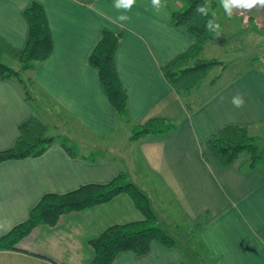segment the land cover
<instances>
[{
    "label": "crops",
    "instance_id": "0c3cea01",
    "mask_svg": "<svg viewBox=\"0 0 264 264\" xmlns=\"http://www.w3.org/2000/svg\"><path fill=\"white\" fill-rule=\"evenodd\" d=\"M31 1L0 0V36L15 47L26 44L29 25L23 10ZM39 1L53 49L29 73L35 103L24 98L15 81L0 78V149L14 143L19 123L30 116L47 123L49 133L53 126L62 132H55V141L39 155L0 162V235L27 218L44 193L106 182L124 171L147 194L157 223L175 244L151 239L146 252L121 250L110 264H195L193 255L199 264H264V165L242 170L241 153L221 168L206 148L209 135L228 124L249 125L262 139L264 52L226 80L203 79L192 91L177 93L161 66L186 49L193 36L182 24L170 22L166 2L157 12L152 0H135L130 10L120 0ZM121 15L129 19L121 21ZM104 27L122 32L115 65L131 118L161 116L176 122L167 134L134 140L130 123L118 120L88 60ZM236 95L243 97L242 107L232 104ZM65 116L83 136L63 132ZM62 141L72 145L74 154ZM119 141L121 149L115 145ZM140 217L129 195L119 193L65 213L55 225L33 227L18 243L23 250L0 249V264H55L29 251L60 264H86L93 255L90 237L111 223Z\"/></svg>",
    "mask_w": 264,
    "mask_h": 264
},
{
    "label": "trees",
    "instance_id": "16d2710c",
    "mask_svg": "<svg viewBox=\"0 0 264 264\" xmlns=\"http://www.w3.org/2000/svg\"><path fill=\"white\" fill-rule=\"evenodd\" d=\"M176 1L180 4L174 5ZM167 5L170 7V22L182 24L193 36V41L186 49L166 61L161 70L177 93H187L200 85L212 65L222 62L216 58L197 60L210 38L207 23L213 20V11L208 0H172V3L168 2ZM201 5H207V16L197 12V7ZM23 13L29 25L25 46L15 47L0 36V78L15 81L24 98L35 103V80L29 73L49 57L53 40L44 6L39 0H32ZM121 35V31L104 27L89 53V63L97 68L100 85L118 120L130 123L131 139L165 135L177 126L176 122L161 116H150L139 121L132 119L129 114L127 92L119 80L115 65V54ZM4 55L18 61L19 66L15 67L4 61ZM23 72L28 74L24 75ZM56 137L49 133L47 123L30 116L19 123V133L14 143L10 147L0 149V162L10 158L39 155ZM62 143L70 154H74L72 145L64 141ZM206 148L215 164L221 168L228 166L241 153L245 154L241 164L242 170L247 171L264 165V143H261V137L251 133L249 125L228 124L220 127L209 135ZM119 193L129 195L141 217L111 223L90 237L88 243L93 255L86 264H110L115 255L125 249L142 254L149 249L151 239H157L165 245L175 244V238L157 223V215L147 194L129 179L127 173L119 171L106 182H87L65 192L44 193L30 209L27 218L0 235V249L23 250L18 243L33 227L55 225L63 214L106 202ZM201 222L202 220L195 225ZM261 235L264 238V231ZM29 252L60 264L49 255Z\"/></svg>",
    "mask_w": 264,
    "mask_h": 264
},
{
    "label": "rangeland",
    "instance_id": "374dc122",
    "mask_svg": "<svg viewBox=\"0 0 264 264\" xmlns=\"http://www.w3.org/2000/svg\"><path fill=\"white\" fill-rule=\"evenodd\" d=\"M163 1L168 4L167 0ZM169 1L172 3V0ZM208 1L211 3L213 11L212 21L214 22V25H219V27L215 30H210V38L206 41L205 45L206 49L204 48L197 60H202V58H221L223 60L221 65H212L206 76L203 78L204 80L208 78L216 79V84L239 73L253 58L257 56L259 57V55L264 52V8H261L260 6H256L251 10L234 8L232 15L229 17L221 6L220 0ZM179 4L180 2L177 1L174 3V5ZM3 60L15 67L19 66L18 61L13 60L6 55L3 56ZM218 70L223 71L220 78H216L214 75ZM23 74L27 75V72H23ZM51 117L53 120L56 119L54 115ZM63 119L64 120L60 122L62 124L64 123L66 126V130L64 129L63 132L70 131L76 135L83 136L82 133L84 132L76 127V125L72 124L71 119L67 116L63 117ZM61 130L62 129L57 126L52 127L53 134H57L55 132H62ZM261 143H264V135L261 139ZM120 144V141L115 143L116 146H119ZM121 147L122 146L120 145L119 148L121 149ZM85 149L86 148L84 147V150ZM96 154L98 155V153ZM141 177L143 176L141 175ZM193 257L195 258V264H199L196 256L193 255Z\"/></svg>",
    "mask_w": 264,
    "mask_h": 264
},
{
    "label": "clouds",
    "instance_id": "9594fccd",
    "mask_svg": "<svg viewBox=\"0 0 264 264\" xmlns=\"http://www.w3.org/2000/svg\"><path fill=\"white\" fill-rule=\"evenodd\" d=\"M134 3L135 0H120V6L125 10H130L134 5ZM220 4L229 17L232 15L234 8L248 9V10H251L256 6H260L261 8H264V0H220ZM152 6L157 10V12H159L160 9L163 7L162 0H152ZM197 12L207 16L208 15L207 5L198 6ZM118 19L121 21H125L128 20L129 17L127 15H121ZM218 27L219 25H214V22L212 20H209L207 23V28L209 30H215ZM232 104L237 108L242 107L244 105L243 97L241 95L234 96L232 98Z\"/></svg>",
    "mask_w": 264,
    "mask_h": 264
}]
</instances>
